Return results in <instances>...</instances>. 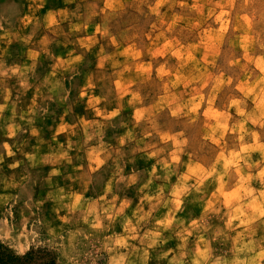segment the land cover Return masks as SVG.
<instances>
[{"label": "clouds", "instance_id": "clouds-1", "mask_svg": "<svg viewBox=\"0 0 264 264\" xmlns=\"http://www.w3.org/2000/svg\"><path fill=\"white\" fill-rule=\"evenodd\" d=\"M4 164L47 184L0 218L20 254L264 264V0H22L0 14Z\"/></svg>", "mask_w": 264, "mask_h": 264}, {"label": "rangeland", "instance_id": "rangeland-1", "mask_svg": "<svg viewBox=\"0 0 264 264\" xmlns=\"http://www.w3.org/2000/svg\"><path fill=\"white\" fill-rule=\"evenodd\" d=\"M22 0H0V14L10 15L14 11V7L21 3ZM59 0H50V6H56ZM19 50L14 51L13 55H18ZM42 166L37 169L29 170L31 172V177L28 179V173L18 172L19 176H24L25 179L19 180V183L15 187H6V185H11L15 183L13 181L7 164L0 165V218H3L8 214L10 205L14 201H18L17 215L22 218L23 205L26 201L33 198H40L42 196V188H46L47 184L45 182L44 176L40 173L42 172ZM35 190V191H34ZM3 231L0 230V235ZM31 242V241H29ZM4 248L8 249L14 256L21 257L26 253L33 252H46L52 258H55L56 264H59V257L54 256L50 251L51 242H32L31 250L24 251V254H20L23 247L22 244H18L14 239L9 241L0 242Z\"/></svg>", "mask_w": 264, "mask_h": 264}, {"label": "trees", "instance_id": "trees-1", "mask_svg": "<svg viewBox=\"0 0 264 264\" xmlns=\"http://www.w3.org/2000/svg\"><path fill=\"white\" fill-rule=\"evenodd\" d=\"M0 264H56V262L55 258L49 256L46 252L30 251L18 257L0 245Z\"/></svg>", "mask_w": 264, "mask_h": 264}]
</instances>
